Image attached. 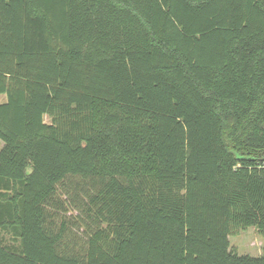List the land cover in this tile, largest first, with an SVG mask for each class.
<instances>
[{"label": "trees", "instance_id": "16d2710c", "mask_svg": "<svg viewBox=\"0 0 264 264\" xmlns=\"http://www.w3.org/2000/svg\"><path fill=\"white\" fill-rule=\"evenodd\" d=\"M1 94L0 264H264V0H0Z\"/></svg>", "mask_w": 264, "mask_h": 264}, {"label": "rangeland", "instance_id": "374dc122", "mask_svg": "<svg viewBox=\"0 0 264 264\" xmlns=\"http://www.w3.org/2000/svg\"><path fill=\"white\" fill-rule=\"evenodd\" d=\"M6 96L4 94L0 95V102L4 101ZM45 120L48 121L49 117L45 116ZM0 143L1 140H0ZM78 178H73L72 183L74 184L75 180ZM80 180V179H79ZM71 186V185H69ZM66 196L61 195V199L64 201L66 200V205H67V211H66V216H72L75 215L78 210L73 209L70 207V204L67 203V199L65 198ZM230 239V244L233 247L234 250H236L239 254H250L257 256L261 254L263 246H264V240L263 238L258 234L257 230L255 228H248L245 231H242L239 235H231L229 237ZM4 242L6 244H18L17 239H13L11 235L4 236L3 238Z\"/></svg>", "mask_w": 264, "mask_h": 264}, {"label": "crops", "instance_id": "0c3cea01", "mask_svg": "<svg viewBox=\"0 0 264 264\" xmlns=\"http://www.w3.org/2000/svg\"><path fill=\"white\" fill-rule=\"evenodd\" d=\"M2 232H3V231H2ZM3 234H4V236H8L10 233H8V232H4Z\"/></svg>", "mask_w": 264, "mask_h": 264}]
</instances>
